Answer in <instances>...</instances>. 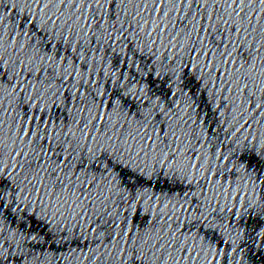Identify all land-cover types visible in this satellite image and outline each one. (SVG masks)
<instances>
[{"label":"snow or ice","instance_id":"obj_1","mask_svg":"<svg viewBox=\"0 0 264 264\" xmlns=\"http://www.w3.org/2000/svg\"><path fill=\"white\" fill-rule=\"evenodd\" d=\"M91 2L99 4L100 0H91ZM228 2L229 4L236 3L239 8V6L244 3V0H228ZM40 5H42L40 8V11H42L44 0H39V6ZM236 15L240 16V12L237 11ZM243 19L244 18L241 17L240 20L236 21L235 26H228V21H222L225 26H228L226 27L227 34L225 31H221L219 28H216L214 31L211 29L202 30L205 34L199 38L198 49L193 48V52L203 59L205 67H209L215 71V62L218 57H222L225 64L235 63V61L231 58L234 56V54L240 53V50L237 46L242 45L244 38L243 32L247 31L243 28ZM27 23L33 25L34 31L37 29L44 31L45 35L41 38L42 42L40 47H43L44 43L47 42L49 50L55 48L57 39L56 35H53L49 31H46L44 28H42L39 23V19L33 23L32 17L30 15L28 17ZM64 40L66 41V38H64ZM209 45H211V47H209ZM48 58L52 59L51 56ZM35 71L36 70L34 68H30L28 64L23 63L19 59L16 60L15 63L7 64L6 70V60L4 58H0V89L3 88L5 83L9 82L10 74H14L11 80V87L13 90H15L17 84L23 85L25 82L26 73L35 76ZM234 87L237 90L236 101H238L239 104H243L245 106V111H259L260 113L264 114V89H261L259 93H257L254 92L252 88L248 86V84H241L239 81L236 82ZM239 104H236L234 101V106L238 107ZM234 133L235 131L229 135H233ZM218 152L219 145H217L216 151L213 153L214 158H217L216 154ZM203 159L204 158H201L198 160V162H194L193 166L197 170L201 169ZM218 159H225V157L219 156ZM49 160L50 157L48 156L47 152H43L40 160L36 162L35 168L23 177V181L25 183L22 184L20 180L16 179V176L12 175L11 171L6 172L4 161L0 159V221L4 219L3 212L6 207L8 208L9 212L15 210L23 211L24 206L26 205L27 211H24L25 216H28L29 212H47V205L45 203L44 197L50 196L51 191L49 186L44 183L43 176L41 174L48 173V168L45 165ZM63 163L64 161L61 160L60 163L56 165V167L59 168ZM20 167L23 168L24 166L20 165ZM29 168H32L31 163L29 164ZM208 170H211L210 165ZM17 175H19V173H17ZM49 175H51V173H49ZM33 181H35V184ZM28 186L31 187L30 192L26 191ZM29 194L33 195V199H28ZM37 204L39 205L38 208L36 207ZM52 204L54 207L55 202L53 201ZM19 211H17V215H19ZM26 226V224H21V228H25ZM9 231L11 232V230ZM3 239V225L0 224V241ZM3 252L4 248L2 245H0V256L3 255Z\"/></svg>","mask_w":264,"mask_h":264},{"label":"clouds","instance_id":"obj_2","mask_svg":"<svg viewBox=\"0 0 264 264\" xmlns=\"http://www.w3.org/2000/svg\"><path fill=\"white\" fill-rule=\"evenodd\" d=\"M64 0H44V6L43 10L39 13V23L46 31H53L54 35L56 37H60V34L64 28V25L67 23L66 19H61V16L56 15L55 11L49 10V5H58L59 3H63ZM74 2V0H69V3ZM32 4H35L36 6H39V0H31ZM55 16V19L52 17ZM51 21V23H49ZM57 21H60L59 24H57ZM72 25L69 26V30H71ZM78 31H82V29H78ZM86 38V37H85ZM187 41H182L181 46H185ZM174 46V45H173ZM13 47V45H6V42L4 41L3 37H0V58H4L7 55L6 60V66L9 64V61L11 63H15L16 60H20L23 63L28 64H34L35 60L32 58V53L25 51L23 46H20L19 49L16 52V55L14 56L12 51L10 50ZM159 59V56L157 57ZM264 87V85H262ZM235 135V133L233 134ZM244 138H247V131L243 134ZM252 140L257 142L258 147H264V125H262L259 129V137H257L256 133L254 132L252 135ZM237 143H240V141H237ZM77 144H79V138L77 140ZM251 144V141H250ZM124 149L129 151L132 155L129 156V160H132V156L137 157V160L134 162H137L139 164V161L143 160L146 161V164L143 165L146 167L147 171L145 172V175L150 179L152 177V172L155 169L158 173V168L156 166H159L160 168H166L167 174L169 176H176L178 179H184L187 180L189 183H192L194 180L198 179L199 177H202L205 173V171L209 168L210 160H212V157L205 152L203 154V163L201 169L197 170L193 165L194 162L191 160L190 157H188L183 151L176 152L172 154L170 157L169 152L161 150L160 152L152 151L148 152L147 150H144L142 146H133L130 144L126 139L123 141ZM141 151H144V155L141 156ZM216 159L219 157V152L216 154ZM225 159H227V156H225ZM198 160L200 158L198 157ZM214 162V161H213ZM221 171H224L223 169ZM230 171V169H229ZM237 173L240 175L241 179L237 182L238 187H233L232 192L229 194L227 192V189H224V197L227 199L228 195H231L232 197H235L237 191H242L247 193L248 191V185L244 183L245 177L243 175V168L239 167L237 168ZM219 183V182H217ZM141 194L137 193V197H139ZM145 197L148 196L147 190L143 193ZM244 202V197L241 196V204ZM252 197H249V203L251 204ZM57 202H55L56 204ZM145 204H147V199H145ZM168 208V205L165 204L164 207L161 209V212H165V210ZM223 209H221L222 211ZM54 212H61L63 211V204H60L59 206L53 207ZM173 211H179V209L174 208ZM154 246V242H153ZM135 249H133L134 251ZM143 249H141V258L145 260V264L147 261L146 257L142 256ZM206 259V257H205ZM129 260L132 262V264H135V261L132 260V257H129ZM162 264H168V261H163ZM208 264H210V261H208Z\"/></svg>","mask_w":264,"mask_h":264},{"label":"water","instance_id":"obj_3","mask_svg":"<svg viewBox=\"0 0 264 264\" xmlns=\"http://www.w3.org/2000/svg\"><path fill=\"white\" fill-rule=\"evenodd\" d=\"M262 17L264 18V0H253Z\"/></svg>","mask_w":264,"mask_h":264}]
</instances>
